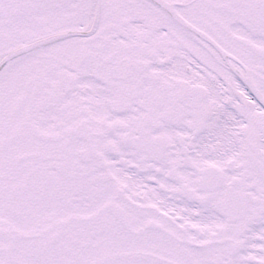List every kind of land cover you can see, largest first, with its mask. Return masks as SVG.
Listing matches in <instances>:
<instances>
[{
  "label": "snow or ice",
  "instance_id": "1",
  "mask_svg": "<svg viewBox=\"0 0 264 264\" xmlns=\"http://www.w3.org/2000/svg\"><path fill=\"white\" fill-rule=\"evenodd\" d=\"M0 264H264V0H0Z\"/></svg>",
  "mask_w": 264,
  "mask_h": 264
}]
</instances>
